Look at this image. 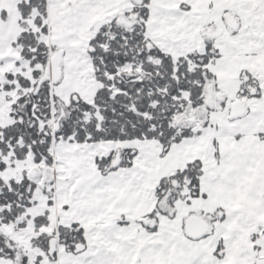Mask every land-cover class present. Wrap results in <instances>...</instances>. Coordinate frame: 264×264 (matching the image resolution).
Returning a JSON list of instances; mask_svg holds the SVG:
<instances>
[{"label":"snow or ice","instance_id":"snow-or-ice-1","mask_svg":"<svg viewBox=\"0 0 264 264\" xmlns=\"http://www.w3.org/2000/svg\"><path fill=\"white\" fill-rule=\"evenodd\" d=\"M0 264H264V0H0Z\"/></svg>","mask_w":264,"mask_h":264}]
</instances>
